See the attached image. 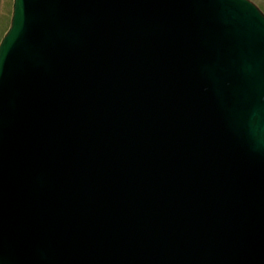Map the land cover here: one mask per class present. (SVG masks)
<instances>
[{"label": "water", "instance_id": "1", "mask_svg": "<svg viewBox=\"0 0 264 264\" xmlns=\"http://www.w3.org/2000/svg\"><path fill=\"white\" fill-rule=\"evenodd\" d=\"M11 6L0 264H264V12Z\"/></svg>", "mask_w": 264, "mask_h": 264}, {"label": "rangeland", "instance_id": "2", "mask_svg": "<svg viewBox=\"0 0 264 264\" xmlns=\"http://www.w3.org/2000/svg\"><path fill=\"white\" fill-rule=\"evenodd\" d=\"M251 1V0H250ZM264 12V0H252ZM12 0H0V38L10 21Z\"/></svg>", "mask_w": 264, "mask_h": 264}]
</instances>
